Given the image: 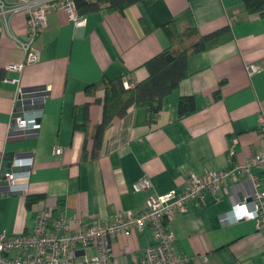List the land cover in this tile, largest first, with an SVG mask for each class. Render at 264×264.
I'll return each mask as SVG.
<instances>
[{
	"label": "crops",
	"instance_id": "0c3cea01",
	"mask_svg": "<svg viewBox=\"0 0 264 264\" xmlns=\"http://www.w3.org/2000/svg\"><path fill=\"white\" fill-rule=\"evenodd\" d=\"M84 18L85 25L76 27L64 11L52 10L34 45L37 61L20 73L6 67L25 62L19 44L28 40L27 12L0 19V152L8 161L33 158L34 163L27 193L2 196L8 188L0 183V231L8 236L31 233L43 206L65 214L73 227L77 219L92 224L124 212L140 214L150 196L181 189L189 174L202 178L229 168L230 148L235 164L264 152L258 123L264 114V18L249 14L242 0H143L124 15L101 9ZM166 28L187 39L189 30L208 35L230 28L231 37L190 56L189 76L164 98L155 122H149L146 108L133 107L113 119L96 148L104 92L87 91L88 86L105 77L134 85L146 79L145 62L170 47ZM250 66L257 72L250 75ZM184 96L194 98L195 111L181 117L178 103ZM30 109H42L41 128L11 135L13 118ZM55 147L63 154L55 155ZM142 177L153 187L134 192L132 185ZM253 194L249 180L229 182L218 196L169 220L182 264H264V235L255 222L223 220L233 204ZM27 195L43 199L28 207ZM110 241L117 264H136L154 239L147 227ZM87 253L90 257L94 249Z\"/></svg>",
	"mask_w": 264,
	"mask_h": 264
},
{
	"label": "built area",
	"instance_id": "2783aa9c",
	"mask_svg": "<svg viewBox=\"0 0 264 264\" xmlns=\"http://www.w3.org/2000/svg\"><path fill=\"white\" fill-rule=\"evenodd\" d=\"M16 1V4L8 5L6 0H0V19L6 20L15 12H27L28 40L19 44L26 58L21 64L8 65V72L20 73L25 64L37 61L34 45L47 29L48 15L52 10L64 11L76 27H83L86 23L75 0ZM257 69L256 66H250L249 74H254ZM41 117L42 109L22 111L11 122V135L23 136L28 132H37L41 128ZM258 123L264 133V114H260ZM53 152L62 155L64 150L55 147ZM234 155L230 148L227 154L229 168L207 171L202 178L191 173L181 189L150 196L142 213H120L111 222L97 220L92 224H81L77 219V226L73 227L65 214L54 217L53 211L43 206L36 213L31 233L8 236L0 231V264H117L110 237L121 232L130 234L142 231L147 227L152 232L154 242L146 249L144 258L136 264H182L185 259L175 250L174 236L167 222L186 214L192 205L205 204L207 197L218 196L225 184L239 183L243 179L252 184L254 194L233 204L224 214L223 220L227 224L254 221L257 231L264 235V152L251 155L244 164H235ZM33 164V158L8 161L4 153L0 152V183L8 188L1 195L27 193ZM152 187L150 179L142 177L132 185V190L142 192ZM90 248L94 249V253L89 257L87 250Z\"/></svg>",
	"mask_w": 264,
	"mask_h": 264
},
{
	"label": "trees",
	"instance_id": "16d2710c",
	"mask_svg": "<svg viewBox=\"0 0 264 264\" xmlns=\"http://www.w3.org/2000/svg\"><path fill=\"white\" fill-rule=\"evenodd\" d=\"M141 1L143 0H75V3L81 15H88L101 9L124 15L129 7ZM242 2L249 14L264 18V0H242ZM165 32L170 40V47L145 62L144 66L148 74L146 79L134 85L123 77L115 79L105 77L97 85L88 86L87 91L98 87L97 89L104 92V97L100 101L104 109L103 120L96 127L94 134L96 148L101 145L103 134L113 119L125 117L133 107L146 108L149 122H155L162 109L164 98L176 90L189 76L190 56L209 51L231 37L230 28H222L208 35H200L195 30H189L187 32L192 35L191 39L167 28ZM194 111V98L181 97L178 103L179 115L184 117ZM42 199L41 195H27L26 205L31 207ZM58 215L53 211L54 217Z\"/></svg>",
	"mask_w": 264,
	"mask_h": 264
},
{
	"label": "water",
	"instance_id": "95a60500",
	"mask_svg": "<svg viewBox=\"0 0 264 264\" xmlns=\"http://www.w3.org/2000/svg\"><path fill=\"white\" fill-rule=\"evenodd\" d=\"M22 101H23V98H22V95L20 94V95H19V98H18V103H17V105H18L19 107L22 106Z\"/></svg>",
	"mask_w": 264,
	"mask_h": 264
},
{
	"label": "rangeland",
	"instance_id": "374dc122",
	"mask_svg": "<svg viewBox=\"0 0 264 264\" xmlns=\"http://www.w3.org/2000/svg\"><path fill=\"white\" fill-rule=\"evenodd\" d=\"M13 255H15V254H13Z\"/></svg>",
	"mask_w": 264,
	"mask_h": 264
}]
</instances>
